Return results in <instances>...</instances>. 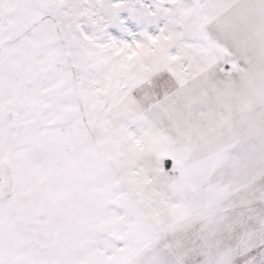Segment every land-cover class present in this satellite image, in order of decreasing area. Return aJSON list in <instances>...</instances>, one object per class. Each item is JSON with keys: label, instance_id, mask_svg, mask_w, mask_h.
<instances>
[{"label": "snow or ice", "instance_id": "snow-or-ice-1", "mask_svg": "<svg viewBox=\"0 0 264 264\" xmlns=\"http://www.w3.org/2000/svg\"><path fill=\"white\" fill-rule=\"evenodd\" d=\"M0 264H264V0H0Z\"/></svg>", "mask_w": 264, "mask_h": 264}]
</instances>
